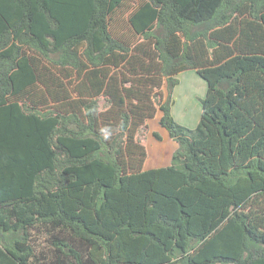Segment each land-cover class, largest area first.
<instances>
[{"label":"trees","instance_id":"obj_1","mask_svg":"<svg viewBox=\"0 0 264 264\" xmlns=\"http://www.w3.org/2000/svg\"><path fill=\"white\" fill-rule=\"evenodd\" d=\"M0 264H264V0H0Z\"/></svg>","mask_w":264,"mask_h":264},{"label":"rangeland","instance_id":"obj_2","mask_svg":"<svg viewBox=\"0 0 264 264\" xmlns=\"http://www.w3.org/2000/svg\"><path fill=\"white\" fill-rule=\"evenodd\" d=\"M195 76L196 80H193L195 77L192 78L189 76L191 77L190 79L188 76L178 74L176 77L179 79V81L172 91V114L179 124L189 128H195L200 121L202 113V99L204 98V95L206 94V88L208 87V82L198 72ZM167 95L168 89L167 83H165L162 88V92L159 95V99H157V103L165 101ZM158 112L161 111H157V114H160ZM156 116L149 120L150 126L152 128L158 126V122L155 121ZM148 129L149 123L148 128L143 130L142 136L147 134ZM148 141L149 145L151 142L156 143L154 140H151L150 142L149 139ZM40 240H44V237L41 234L38 237V241Z\"/></svg>","mask_w":264,"mask_h":264},{"label":"crops","instance_id":"obj_3","mask_svg":"<svg viewBox=\"0 0 264 264\" xmlns=\"http://www.w3.org/2000/svg\"><path fill=\"white\" fill-rule=\"evenodd\" d=\"M196 70L191 69V70H186L180 73V75H185V76H191L192 78L195 77L196 80ZM191 77H189L191 79ZM208 87L206 88V93H207ZM206 95V94H205ZM204 95V97H205ZM160 114H157L156 120L158 122V126L155 128H152L150 126V121H149V131L146 134L145 137V143L147 146L148 150V158L145 162V169H152V168H158V167H163L167 166L171 162V158L175 150L178 148V142L175 141L170 133L167 131L166 128L160 125L159 121L160 118L163 115V112H158ZM154 132H158L161 136L162 139H158L155 135ZM156 141V143L151 142L149 145V140Z\"/></svg>","mask_w":264,"mask_h":264}]
</instances>
